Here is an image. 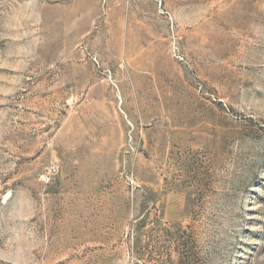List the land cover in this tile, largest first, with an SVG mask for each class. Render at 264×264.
I'll use <instances>...</instances> for the list:
<instances>
[{
    "label": "rangeland",
    "instance_id": "rangeland-1",
    "mask_svg": "<svg viewBox=\"0 0 264 264\" xmlns=\"http://www.w3.org/2000/svg\"><path fill=\"white\" fill-rule=\"evenodd\" d=\"M0 264H264V0H0Z\"/></svg>",
    "mask_w": 264,
    "mask_h": 264
}]
</instances>
